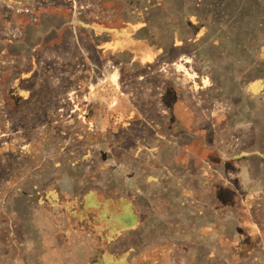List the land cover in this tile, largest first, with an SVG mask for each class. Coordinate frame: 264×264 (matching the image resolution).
<instances>
[{
  "label": "rangeland",
  "instance_id": "374dc122",
  "mask_svg": "<svg viewBox=\"0 0 264 264\" xmlns=\"http://www.w3.org/2000/svg\"><path fill=\"white\" fill-rule=\"evenodd\" d=\"M175 4L0 0V264H264L239 234L243 16L181 33Z\"/></svg>",
  "mask_w": 264,
  "mask_h": 264
},
{
  "label": "crops",
  "instance_id": "0c3cea01",
  "mask_svg": "<svg viewBox=\"0 0 264 264\" xmlns=\"http://www.w3.org/2000/svg\"><path fill=\"white\" fill-rule=\"evenodd\" d=\"M132 1H143V0H129ZM148 1V0H144ZM155 1V0H149ZM163 3H179L175 4L174 11L169 10L166 12V6L160 8L159 16L163 19L170 17L181 18L182 29L179 30L181 33L184 32H194L198 33L196 27L197 21L199 19H206L204 26L210 25L214 27V19L219 16H227L231 12L236 13L237 16H243V19L239 20V24L236 28V33L242 35L241 41L238 42V58L236 65L239 67L238 82H244V89L240 88L237 91V101L231 100L232 104L237 103L238 113L248 117V120L244 121V124L248 122L252 127L251 138L248 139V149L244 148L239 154L236 155L234 161L237 162V185L239 188V194L241 195V202H243L245 211H251L253 213L252 219H241L239 221V234L243 236V239L249 238V240L259 241V239L264 240V214L261 218L257 217V211L264 204V128L259 124V118L261 112L259 110L262 108L261 104H264V26L262 24V7L261 3L264 0H157ZM206 2L207 8L204 12V16L200 14L198 9V3ZM213 3H220L221 9H217V5L214 6ZM251 3V4H246ZM227 4V5H226ZM171 5L169 4L168 8ZM178 9L176 11V9ZM216 8V9H215ZM220 8V7H219ZM159 10V9H158ZM178 11L180 14H178ZM138 15V13H137ZM152 15L148 14V17ZM130 18V17H129ZM166 28V22L163 24ZM203 25V24H200ZM86 28V26H84ZM217 28H220L217 29ZM166 31L164 30V33ZM177 32V31H174ZM180 33V34H181ZM213 34H230L235 33L226 28L224 22L216 27V30L212 32ZM138 34V33H137ZM140 34V32H139ZM245 35H249L246 37ZM135 42L142 46L145 53H149L157 48L154 46H149V43L144 37H134ZM188 42H191L192 37H186ZM181 41L182 38H180ZM211 49L216 48V43L211 42ZM161 47H158V49ZM165 49V47H163ZM159 49V50H160ZM152 58L150 61H153ZM222 66L227 64V61L222 60ZM229 65V63H228ZM248 75V77H247ZM223 79L227 74H223ZM241 76V77H240ZM247 77V78H246ZM227 99L230 96L227 93ZM259 104V106H257ZM232 106V105H231ZM228 113V112H227ZM229 114V113H228ZM240 125V124H239ZM245 126V125H243ZM246 127V126H245ZM250 129V127H248ZM245 130V129H244ZM246 134V133H245ZM243 137H245L243 135ZM247 140L246 137L243 139ZM259 197L262 198V202L259 201ZM250 206V207H246ZM264 209V207H263ZM252 257V256H251ZM253 259L257 261V255L253 253ZM246 263V254L244 256ZM122 263V262H121ZM123 264V263H122Z\"/></svg>",
  "mask_w": 264,
  "mask_h": 264
}]
</instances>
